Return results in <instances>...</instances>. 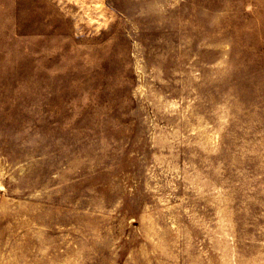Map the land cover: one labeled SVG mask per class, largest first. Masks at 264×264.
<instances>
[{
	"label": "rangeland",
	"instance_id": "rangeland-1",
	"mask_svg": "<svg viewBox=\"0 0 264 264\" xmlns=\"http://www.w3.org/2000/svg\"><path fill=\"white\" fill-rule=\"evenodd\" d=\"M0 264H264V0H0Z\"/></svg>",
	"mask_w": 264,
	"mask_h": 264
}]
</instances>
